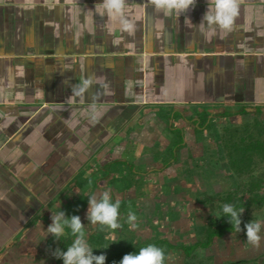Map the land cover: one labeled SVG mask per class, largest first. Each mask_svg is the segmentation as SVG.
Wrapping results in <instances>:
<instances>
[{
	"label": "crops",
	"instance_id": "crops-1",
	"mask_svg": "<svg viewBox=\"0 0 264 264\" xmlns=\"http://www.w3.org/2000/svg\"><path fill=\"white\" fill-rule=\"evenodd\" d=\"M102 2L0 0V264H64L42 232L53 213L82 219L91 194L191 175V151L228 148L227 120L264 118V0L215 31L200 24L207 0L187 13L127 0L132 31ZM244 225L221 264H264V236L239 245Z\"/></svg>",
	"mask_w": 264,
	"mask_h": 264
},
{
	"label": "rangeland",
	"instance_id": "rangeland-1",
	"mask_svg": "<svg viewBox=\"0 0 264 264\" xmlns=\"http://www.w3.org/2000/svg\"><path fill=\"white\" fill-rule=\"evenodd\" d=\"M249 115H241L240 119L227 120L230 127L224 131L223 138H231L228 145H231L232 142H235L236 145L241 144L238 141L239 136H247L250 142L259 140L264 143V118L258 113L252 114L253 116ZM219 138L214 139L212 148L203 146L206 149L190 152V165L192 164L193 174L190 175L188 171L190 168L188 167L186 168V176H176L177 180L175 181H173L174 177L170 178L173 181L171 183L159 179L153 182L146 181L144 186L142 184L135 189H130L125 193L126 195H120L121 198L116 197L119 200L123 198L128 202V205L133 204L132 208H127L124 203L123 206H126L120 208L119 223L122 227L116 230L107 228V231H104L105 226L101 230L100 225L97 224L95 229H91L87 214L86 216L82 215L86 227V239L93 248L94 254H105L107 257L106 264H114V262L119 264L124 255L136 253L141 247L154 243L162 247L166 255L171 257V259L166 260V264L192 262L188 258L193 257L194 260L201 259L198 253L200 249L209 248L201 247L203 239L207 238L206 230L213 229L214 224H218L224 219H216L212 211L221 210L222 205L225 204L223 197L226 193L234 191L237 193L236 197H240L244 201L251 198V193L246 189L249 182L255 178L262 182L261 188L256 193L260 198H264V159L254 156L250 174L232 173L227 157L229 148L225 149L221 145V141H218ZM164 155V152L161 153L162 157ZM182 168L178 167L177 170ZM122 211L124 212L121 213ZM129 211H134L137 216V220L134 221L137 225L136 228H131L128 223ZM254 214L255 218L264 221V204L256 205L253 203L250 207L245 208L241 217L242 224L251 222L254 219ZM220 231L216 234V238L221 234ZM42 232L45 237L50 236L46 230H42ZM262 236H264V228L261 231ZM61 239L57 242L61 245L64 243L63 249L67 250V245H70L73 240L69 229H66V236ZM101 239H112L111 244L108 242L104 244ZM220 239L219 241L215 240V243L213 242L212 251L209 252V256L214 257V261L212 262L211 257H207L205 258L206 264H221L223 259L228 260V256H226L218 262L215 256L221 255L222 252L231 256L232 244H235L234 240L238 239V236L230 232ZM240 239L239 245H250L247 242V236H240ZM162 241H167L173 246L168 247ZM221 241L225 242V248L219 245L222 244ZM49 242L51 244V241ZM197 243L200 245L196 247ZM260 248L261 245L257 249ZM227 250H229L228 253ZM207 255L208 251L202 258Z\"/></svg>",
	"mask_w": 264,
	"mask_h": 264
},
{
	"label": "clouds",
	"instance_id": "clouds-1",
	"mask_svg": "<svg viewBox=\"0 0 264 264\" xmlns=\"http://www.w3.org/2000/svg\"><path fill=\"white\" fill-rule=\"evenodd\" d=\"M208 10L205 12L201 25L207 26L209 31H215L217 28L231 30L236 17L239 15L240 6L243 0H207ZM127 0H103L102 4L109 17H119L125 31H132L134 23L124 14V8ZM150 3L156 9H163L168 12L187 13L193 9L197 0H150ZM93 83L92 79L81 85H74L73 90L77 95L82 94L87 87ZM92 181H89L91 184ZM79 193V192H78ZM87 219L93 225H101L112 230L122 227L119 223L121 201H113L110 190L103 191L99 198L96 194L88 196ZM245 207H237L233 204H223L220 211H212L216 219L227 218L231 224V230L241 232L242 214ZM53 213V212H52ZM128 223L131 228H136L134 221L137 216L134 211L128 212ZM247 242L259 248L261 242V231L264 228V221L255 218L245 224ZM66 229L70 230V235L74 238L67 250L59 247L55 249L52 255L57 259H62L64 264H106V255H95L93 248L86 239L85 225L78 215L68 216L65 211L59 210L52 215V223L47 227V232L54 236L56 241H61L66 236ZM108 248V247H107ZM171 259L166 255L165 250L152 243L141 247L136 253H129L123 256L119 264H166V260ZM115 264V262H114Z\"/></svg>",
	"mask_w": 264,
	"mask_h": 264
},
{
	"label": "trees",
	"instance_id": "trees-1",
	"mask_svg": "<svg viewBox=\"0 0 264 264\" xmlns=\"http://www.w3.org/2000/svg\"><path fill=\"white\" fill-rule=\"evenodd\" d=\"M232 137V136H231ZM238 141L241 144H237L234 142L231 145H228L229 150L227 151L228 164L232 173L241 175V174H250L252 170L251 164L254 162V156H258L261 159H264V143L263 141L256 140L254 142H250V139L247 136H239ZM248 141V142H247ZM262 182L260 179L253 178L249 184L247 185V191L251 193V198L247 200H243L240 197H236L237 193L232 191L226 193L223 197V202L228 204H233L237 207H250L253 203L256 205L264 204V198H260V196L256 193L258 189L261 188ZM215 227L213 229H207V238L203 239V243L201 247H209L214 239L223 237L226 233H230L234 230H231V224L228 222L227 218L221 220L220 223L214 224ZM221 230V231H220ZM220 231L221 234L216 238V234ZM166 246H173L169 244L167 241H162ZM200 244L197 243L196 247ZM64 250V249H63ZM179 250V249H173ZM181 251V250H180ZM185 254L184 251H182ZM186 256V255H185ZM187 258V256H186ZM194 258V257H193ZM193 258H188L189 260ZM184 264H204L202 260L192 262H185Z\"/></svg>",
	"mask_w": 264,
	"mask_h": 264
}]
</instances>
